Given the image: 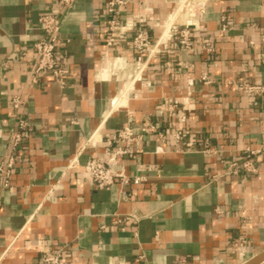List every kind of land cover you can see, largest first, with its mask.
I'll list each match as a JSON object with an SVG mask.
<instances>
[{"label":"crops","instance_id":"1","mask_svg":"<svg viewBox=\"0 0 264 264\" xmlns=\"http://www.w3.org/2000/svg\"><path fill=\"white\" fill-rule=\"evenodd\" d=\"M108 1L72 0L61 15L60 87L48 73L31 82L56 0H0V162L16 159L0 186V264L62 247L68 264L246 263L264 251V154L245 179L225 169L264 125V91L234 86H264V0H131L122 23L159 25V51L139 58L133 30H108ZM184 26L188 46L170 36ZM20 116L30 126L13 148ZM126 125L134 155L117 169L141 179L96 189L83 165Z\"/></svg>","mask_w":264,"mask_h":264},{"label":"built area","instance_id":"2","mask_svg":"<svg viewBox=\"0 0 264 264\" xmlns=\"http://www.w3.org/2000/svg\"><path fill=\"white\" fill-rule=\"evenodd\" d=\"M131 0H109L106 3V11L109 18L106 20L107 28L111 33L119 32L125 34L128 30H133L131 37V48L138 55V58L144 54H152L158 52L159 43L153 40V31L159 25L146 26L145 18H136L134 20L121 22L118 17L125 11L127 3ZM72 4V0H56V4L50 11L39 18L40 29L42 37L36 40L31 47L32 52L36 57V63L31 78V82H36L42 74H50L55 82L60 87H65L66 76L68 70L62 65V62L56 56V45L60 34L61 15ZM171 37L178 39L181 44L188 46L189 43V29L184 27H173ZM162 37V36H161ZM206 42V41H205ZM208 46V43L206 42ZM201 80L204 83H209V79L203 76ZM235 88L248 95H256L264 91V86L248 82L235 83ZM21 99L14 96L10 99V104L13 109H18ZM173 105L177 104L176 100L172 101ZM30 123L27 119L19 117L17 119V129L13 133L12 147H16L22 136L29 129ZM141 131L151 130L150 122L146 120L141 126ZM260 141L257 147H247L243 151L240 160L231 161L226 173L235 175L245 179L248 174L256 173V158L264 154V125L259 131ZM178 138V134H175ZM137 139V135L129 125L124 126L116 133L113 142L115 145H109L102 153H95L87 157L83 167L86 173L87 181L96 189L107 190L113 185H130L137 183L140 177H130L123 169H117L118 162L124 157L133 156L131 144ZM16 159L14 156H9L6 160L0 162V186L7 187L9 185V177L12 168L14 167ZM78 165V157L74 156L70 159L68 167H75ZM41 264H68L65 255L63 254V247L46 253L42 258Z\"/></svg>","mask_w":264,"mask_h":264},{"label":"water","instance_id":"3","mask_svg":"<svg viewBox=\"0 0 264 264\" xmlns=\"http://www.w3.org/2000/svg\"><path fill=\"white\" fill-rule=\"evenodd\" d=\"M262 260H264V251L259 253L258 255L252 257L251 259H249L246 263L244 264H258L260 263Z\"/></svg>","mask_w":264,"mask_h":264}]
</instances>
